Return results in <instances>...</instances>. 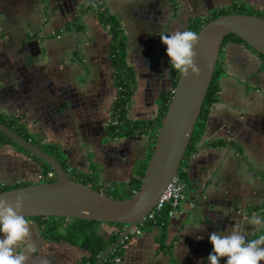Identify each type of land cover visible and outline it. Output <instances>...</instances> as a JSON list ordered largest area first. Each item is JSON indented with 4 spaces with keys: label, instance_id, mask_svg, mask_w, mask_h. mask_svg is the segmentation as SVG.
Listing matches in <instances>:
<instances>
[{
    "label": "crops",
    "instance_id": "crops-1",
    "mask_svg": "<svg viewBox=\"0 0 264 264\" xmlns=\"http://www.w3.org/2000/svg\"><path fill=\"white\" fill-rule=\"evenodd\" d=\"M86 1L0 0V114L19 116L40 143L60 144L69 171L86 180L96 176L104 191L130 181L157 134L174 72L159 35L192 31L212 11L237 2L264 14V0H103L119 22L131 73L125 117L146 123L143 131L117 138L107 133L116 122L111 37L96 13H79ZM215 66L216 100L195 151L180 166L179 213L167 216L163 233L153 222L127 234L113 264H208L211 231L238 225L246 240L264 235V61L228 40ZM40 173L39 162L0 145V187L35 183ZM256 218L261 223H252ZM25 220L29 233L13 251L26 255L25 264H79L86 256L74 244L43 238L38 222ZM118 230L108 222L97 228L104 238Z\"/></svg>",
    "mask_w": 264,
    "mask_h": 264
},
{
    "label": "water",
    "instance_id": "water-1",
    "mask_svg": "<svg viewBox=\"0 0 264 264\" xmlns=\"http://www.w3.org/2000/svg\"><path fill=\"white\" fill-rule=\"evenodd\" d=\"M194 45L196 72L178 74L176 84L159 121L153 148L138 190L128 198H113L105 192L70 178L51 155L0 122V132L50 166L54 179L0 191V199L11 202L23 197L24 218L59 216L123 223L127 229L156 204L184 158L194 124L210 84L223 38L233 34L264 55V18L254 14L228 13L203 24ZM114 243L104 252H108ZM103 255H101L102 257Z\"/></svg>",
    "mask_w": 264,
    "mask_h": 264
},
{
    "label": "trees",
    "instance_id": "trees-1",
    "mask_svg": "<svg viewBox=\"0 0 264 264\" xmlns=\"http://www.w3.org/2000/svg\"><path fill=\"white\" fill-rule=\"evenodd\" d=\"M85 12L96 13L97 17L101 20V22L108 27V32L111 37L110 58L114 68V80L117 88V95L114 102L112 103V117L113 119H115L116 122L115 123L110 122L107 125V133L109 135V138H117L123 135L133 134L136 131H143V129L141 130L140 127L145 125L146 124L145 122H131L127 120L125 117V105L131 91V73L129 71L128 66H126L124 60V37L122 35L119 22L115 17H113L112 15L106 12L105 6L103 4V0H87L79 11L80 14H83ZM234 12L254 14L264 18V14L258 12L253 13L252 11L248 9L245 10L244 8L243 10L241 9L235 10L234 7L221 8L212 11L210 16L204 21L198 22L193 27L192 31L197 32L200 29V27L210 19H213L219 15H224ZM76 22L77 21L75 20L74 23ZM228 40L239 42L245 45L246 47L256 52L264 61V55L255 51L238 36L233 34H228L223 38L222 43ZM178 74L179 72L177 71L173 72L172 88L162 96L161 104L159 106V111L157 114V127L159 126L160 118L165 113L167 106L169 104ZM215 78H216V66L210 84L204 96L198 117L194 124V128L191 133L189 142L187 144L184 153V158H186L187 155L195 151L196 145L199 142L204 129L208 109L211 106V104L216 100L218 86L215 82ZM0 122L5 126H7L9 129H11L12 131H14L15 133H17L19 136L30 141L32 144L38 146L46 153L53 156L62 165V167L68 171L71 179L80 182L82 184L88 185L96 191L105 192L108 196L118 199L131 197L134 194V192L138 190L144 169L150 157L156 137V132H154L147 159L143 162L142 165H140L137 168L135 175L130 179V181L126 184L121 185L119 188H112V189L106 188L103 191L101 190V187L97 185L95 182L96 176L92 175L89 178V180H86L85 178L81 179L73 175L69 171L65 156L63 155L62 152L61 145L58 143H40L39 141L33 139L30 133L24 127V124L19 116L12 114H7V115L0 114ZM1 144H9L18 151L28 155L29 157L39 162V164L41 165V173H40V179L37 182L46 181L45 179L46 173L49 170H52L48 164H46L36 156L30 154L28 151L24 150L22 147L14 143L12 140L8 139L3 133L0 132V145ZM180 166L178 169L179 177L181 176ZM28 184L31 183L27 182V183L13 184L9 186H1L0 191L25 186ZM28 218L38 222L39 232L43 238L51 241L62 240L82 248L86 252V256L81 259V262L79 264H113L114 257L121 256L123 252L124 246L118 242L119 239L117 240L121 228L126 226L123 223L110 222L111 224L119 226L120 230H118L115 233H112L108 238H104L97 231V228L101 222L96 220L65 218L59 216L58 217L34 216ZM166 219H167V207H164L155 216L154 219L149 220L146 224L156 222L159 225V227L162 229V233H163ZM113 243L114 245L111 247V249L104 254V252ZM101 255L103 256L101 257Z\"/></svg>",
    "mask_w": 264,
    "mask_h": 264
},
{
    "label": "clouds",
    "instance_id": "clouds-1",
    "mask_svg": "<svg viewBox=\"0 0 264 264\" xmlns=\"http://www.w3.org/2000/svg\"><path fill=\"white\" fill-rule=\"evenodd\" d=\"M159 37L166 46L171 70L182 75L187 74L189 69L197 71L194 64L196 32L185 29L160 34ZM22 206L23 197L19 194L11 202L0 199V264H25L27 260L23 253L13 254L17 243L29 233L27 221L20 213ZM252 223L259 224L261 221L256 218ZM208 240L212 246L206 258L208 264H220L221 257L224 258L223 264H264V235L246 240L240 226L234 225L231 231H211Z\"/></svg>",
    "mask_w": 264,
    "mask_h": 264
},
{
    "label": "built area",
    "instance_id": "built-area-1",
    "mask_svg": "<svg viewBox=\"0 0 264 264\" xmlns=\"http://www.w3.org/2000/svg\"><path fill=\"white\" fill-rule=\"evenodd\" d=\"M54 178V172L49 170L46 173V181H50ZM40 179V176H39ZM135 193V192H134ZM184 198V183L179 175H176L168 183L163 193L157 200L156 204L145 213L138 222L124 230L122 235L119 237L118 242L124 246L127 234L134 233L139 234L141 227L145 225L149 220L155 218V216L164 208L167 207V216L174 217L179 213V203ZM120 256L114 257V262H119Z\"/></svg>",
    "mask_w": 264,
    "mask_h": 264
},
{
    "label": "rangeland",
    "instance_id": "rangeland-1",
    "mask_svg": "<svg viewBox=\"0 0 264 264\" xmlns=\"http://www.w3.org/2000/svg\"><path fill=\"white\" fill-rule=\"evenodd\" d=\"M229 7H234L235 10H239V9L243 10V8H244L245 10L248 9V10L252 11L253 13H257V11L252 10L250 8H247V7L243 6V3L241 4V3H238L237 2V4H233V5L229 6ZM111 189H112V187H111Z\"/></svg>",
    "mask_w": 264,
    "mask_h": 264
}]
</instances>
